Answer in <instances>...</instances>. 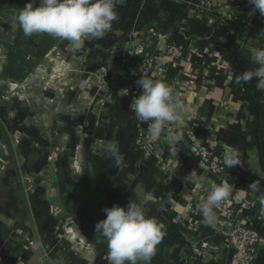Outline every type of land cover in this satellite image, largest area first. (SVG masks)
<instances>
[{"label":"crops","instance_id":"1","mask_svg":"<svg viewBox=\"0 0 264 264\" xmlns=\"http://www.w3.org/2000/svg\"><path fill=\"white\" fill-rule=\"evenodd\" d=\"M212 3L210 11H202L197 0H122L116 8L119 19L113 22L110 45H120V36H124V44L129 43L126 35L137 32L145 37L140 45L154 44L158 54L168 43L183 51L181 59L162 57L167 76L158 79L170 85L185 103L184 112L172 126L177 130L192 127L220 159L230 147L240 151L242 164L230 169L223 165V182L234 185L229 201L238 208L237 221L264 237V92L257 90L255 79L237 83V76L255 67L251 49H264V16L254 12L248 0ZM112 54L116 60V53ZM111 110L106 133L110 142L118 144L123 160L118 169L105 156L104 164L97 166L96 179L98 176L112 204L126 207L129 200L152 196L146 214L163 224L165 232L154 264H240L225 245L220 221L215 227L205 225L197 211L203 189L221 183L211 179L189 143L181 140L170 150L162 134L154 139L156 154L141 157L135 152L138 121L129 102L117 96ZM0 135L2 144L8 146L0 148V155L6 151L13 157L15 146L2 119ZM5 164V169H0V189L13 193L5 197L0 191V261L44 264L45 253L59 251L54 216L37 207L42 199L30 202L28 196L26 201L19 195L15 188L23 168L11 160ZM193 170L204 177L199 186L189 176ZM256 180L262 186L259 194L248 189ZM195 238L207 242V247L195 251ZM255 264H264V247Z\"/></svg>","mask_w":264,"mask_h":264},{"label":"rangeland","instance_id":"2","mask_svg":"<svg viewBox=\"0 0 264 264\" xmlns=\"http://www.w3.org/2000/svg\"><path fill=\"white\" fill-rule=\"evenodd\" d=\"M29 2L0 0L2 63L7 62L5 43L14 42L17 35V15ZM38 5L36 0L34 6ZM133 34L126 35V44L120 36L117 47L110 45V32L102 39L86 38L80 48L55 39L52 49L40 56L49 42L44 37L50 35L26 37L22 31L19 51L26 55V77L0 83V119L16 151L13 157L6 151L0 155V169H5L7 160L22 166L15 189L26 201L27 196L30 202L42 199L37 207L55 220L59 251L45 253L44 264H109L107 242L95 233V224L106 218L103 209L114 204L96 175L97 166L104 164L102 145L110 142L106 131L110 130L111 105L117 96L129 104L138 96L130 88L136 77L128 72L127 59L145 37ZM113 52L116 60L110 57ZM1 141L4 150L8 146ZM135 152L144 157L137 137ZM0 191L5 197L13 193L7 188ZM154 258L150 264H154Z\"/></svg>","mask_w":264,"mask_h":264},{"label":"clouds","instance_id":"3","mask_svg":"<svg viewBox=\"0 0 264 264\" xmlns=\"http://www.w3.org/2000/svg\"><path fill=\"white\" fill-rule=\"evenodd\" d=\"M121 2L122 0H39V5L34 6L36 0H30L18 13L17 22L26 37L48 34L80 48L86 38L102 39L112 31L113 22L119 19L116 8ZM248 3L253 6L254 12L264 16V0H248ZM250 58L255 67L237 76V83H248L255 79L257 90L264 92V49H251ZM136 83L142 93L133 98L131 112L138 122L147 124L145 130L149 137L158 139L164 134L171 150L182 139V135L175 132L172 125L184 112V101L177 97L170 85L153 80L145 74ZM102 151L106 158L114 161V167L119 169L123 156L118 144L107 142L102 145ZM221 159L227 169L242 164L241 153L234 147L226 149ZM189 176L197 186L204 180L195 170ZM248 189L259 194L262 186L256 180ZM233 191L234 185L227 182L211 184L206 197L196 205L205 225H217L215 209L230 199ZM185 198H190V193ZM151 200L152 196L146 194L138 201L129 200L126 207L114 204L103 209L106 218L95 224V233L107 242L109 264H150L157 245L165 235L164 225L146 214V205Z\"/></svg>","mask_w":264,"mask_h":264},{"label":"built area","instance_id":"4","mask_svg":"<svg viewBox=\"0 0 264 264\" xmlns=\"http://www.w3.org/2000/svg\"><path fill=\"white\" fill-rule=\"evenodd\" d=\"M197 1L202 11H210L213 8L212 0ZM143 49L144 46H140L134 53H130L132 56L127 59L129 64L128 72L136 77L130 88L138 95L142 93V89L136 81L142 74L153 80L167 76L166 63L162 60V57H169L173 60L183 57V51L178 46L168 43L166 48L161 50L158 55H152L141 60L137 59L136 57L142 54ZM146 128V123L138 122L137 145L142 155L150 158L156 154V145L154 139L147 135ZM173 130L182 135L181 140L189 143L194 155L206 165L211 179L217 183H222L225 177L223 162L215 156L205 140L199 138L192 127H186L181 130L173 127ZM210 186L211 184L203 189L202 198L206 197ZM215 211L226 233L225 245L233 250V259L240 264H255L260 250L264 247V237L257 230L251 228L250 225L237 221L238 208L230 203L229 199L223 202ZM193 241L196 242V239H193ZM193 245L196 246L195 251H198L196 248H206L208 243L200 241Z\"/></svg>","mask_w":264,"mask_h":264},{"label":"trees","instance_id":"5","mask_svg":"<svg viewBox=\"0 0 264 264\" xmlns=\"http://www.w3.org/2000/svg\"><path fill=\"white\" fill-rule=\"evenodd\" d=\"M22 29L18 28L17 35L15 36L14 42H6L5 46L8 50L7 52V62H0V81L9 84L12 82L21 81L26 77V72H24V66L26 63V55L19 51V40L21 37ZM44 40L49 41L45 49L42 50L40 56L45 55L52 47L55 45V39L51 36H45ZM158 51L154 44H146L144 46L143 52L137 59H143L152 55H157Z\"/></svg>","mask_w":264,"mask_h":264}]
</instances>
